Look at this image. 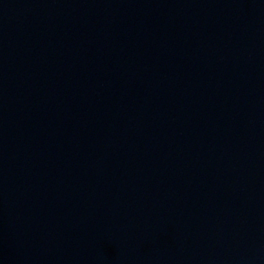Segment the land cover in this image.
Masks as SVG:
<instances>
[{
	"label": "water",
	"instance_id": "obj_1",
	"mask_svg": "<svg viewBox=\"0 0 264 264\" xmlns=\"http://www.w3.org/2000/svg\"><path fill=\"white\" fill-rule=\"evenodd\" d=\"M0 264H264V0H0Z\"/></svg>",
	"mask_w": 264,
	"mask_h": 264
}]
</instances>
